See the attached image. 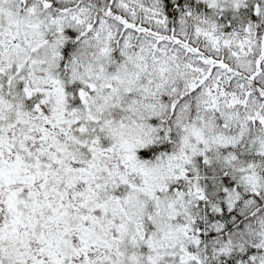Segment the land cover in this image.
<instances>
[{"label":"snow or ice","instance_id":"6c2138e0","mask_svg":"<svg viewBox=\"0 0 264 264\" xmlns=\"http://www.w3.org/2000/svg\"><path fill=\"white\" fill-rule=\"evenodd\" d=\"M0 264H264V0H0Z\"/></svg>","mask_w":264,"mask_h":264}]
</instances>
